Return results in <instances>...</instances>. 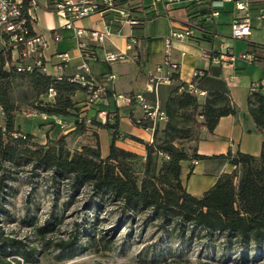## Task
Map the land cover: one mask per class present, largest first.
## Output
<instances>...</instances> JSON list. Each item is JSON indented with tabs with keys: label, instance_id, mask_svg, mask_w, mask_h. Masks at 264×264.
<instances>
[{
	"label": "trees",
	"instance_id": "trees-1",
	"mask_svg": "<svg viewBox=\"0 0 264 264\" xmlns=\"http://www.w3.org/2000/svg\"><path fill=\"white\" fill-rule=\"evenodd\" d=\"M119 5L133 14L136 11V7L125 2ZM184 8L186 24L200 34L199 40L211 42L215 29L206 21L209 8L205 0ZM137 18L140 24L134 28L145 20ZM248 53L253 56L251 63L264 66V45L250 42ZM42 70L17 72L11 52L0 49V264L38 261L36 248L30 249L11 238L2 226V219L8 214L13 175L27 170L29 184L36 179L54 201L64 197L62 209L73 201L83 202V210L89 213L85 226L88 240L98 235L105 245L110 243L112 235L108 230L95 234L99 223L106 222L101 217L107 215L114 218L117 229L137 223L142 228L151 225L162 236L183 245L201 241L206 248L220 247L227 255L240 256L242 262L264 258V142L258 156L231 152L214 157L197 154L200 131L211 133L220 118L238 112L224 84L201 91L197 82L206 78V72L198 71L200 75L193 77L190 84L180 82L177 71L171 72L168 79L174 85L160 106L166 122L153 128L150 123L138 124L152 129L151 142L121 135L114 113L109 111L106 122L91 120L90 125L109 131L108 154L102 157L96 134L92 135V145L70 148L66 135L41 144L16 125V114L25 104L37 114L72 117L75 131H87L81 115L84 106L78 107L75 100L78 92L87 95L85 89L72 79L74 75L66 77L61 73L52 77ZM21 84L26 90L15 99L13 91ZM50 89L55 93L52 98L48 97ZM109 95L106 89L105 97ZM246 104L256 128L264 133V93H248ZM125 138L141 144L145 156L116 146ZM211 158L227 163L231 170L222 173L201 196L189 194L181 180L183 163H188L190 174L196 162ZM57 219L58 214L52 215L45 224L35 227V234L46 250L53 248L59 255L56 258L62 259L77 249L79 233L67 241L51 243L47 237L53 233Z\"/></svg>",
	"mask_w": 264,
	"mask_h": 264
},
{
	"label": "crops",
	"instance_id": "crops-1",
	"mask_svg": "<svg viewBox=\"0 0 264 264\" xmlns=\"http://www.w3.org/2000/svg\"><path fill=\"white\" fill-rule=\"evenodd\" d=\"M249 1L251 6L248 13L258 23L255 27L264 25V23L257 20L260 9L264 8V0ZM226 4L230 3H225L220 12L225 13V17L219 21L217 20L220 16L219 14L214 19L215 34L211 42L199 40L200 34L193 32V36L198 38V40L172 41L171 48L168 51V59L171 63H175L178 66L177 73L180 82L190 84L193 81L192 74L194 71L206 72V78L197 82L200 90L207 91L216 87V84H224L229 91L232 104L238 108L236 115L220 118L211 133L205 129L200 131L199 140L196 142L197 154L205 157H214L231 152L258 156L261 151L262 142H264V133L256 128L254 122L248 115L246 99L250 85L259 81L262 75H264V66L261 63H251L248 60L239 58V56L243 53H248V43L264 45V42H254L256 39L255 36L253 38V26L250 23L251 31L247 38L239 40L231 38V42L221 40L219 45L215 46L213 44L214 38L216 36H223L221 34H224L220 26H227L229 35L231 34V23L240 16L239 12L236 13L233 6L231 10L227 11L225 9ZM128 5L136 7L135 16L145 18L142 26L132 29L126 26L118 27L111 22L110 15L104 17L92 15L75 24L77 27L87 31L82 41L95 50L98 58V61H89L87 63L91 74L94 77H101L107 74L114 76L113 80L106 82V87L111 95L107 97L106 103L101 106H93L88 109L82 108L83 112L81 115L84 117L87 125V131L83 134L75 131L74 118L72 117L46 116L44 118L46 119L45 122L42 123L45 125L48 124L49 127H53L50 124L51 122L57 124L53 127L54 129L51 131V135L53 131L59 134H55L53 137L49 136L48 140L64 135L67 136V139H74L75 137L81 138L83 135L92 136L96 134L101 156L106 157L110 143L109 131L90 125L91 120L98 121L96 111L100 109L114 113L112 116H115L117 129L121 135L134 136L146 143L151 142L152 131L138 125V121L143 115L139 102L125 105L120 100H116L115 96L141 94L146 102L150 104L156 102L159 106H162L169 96L174 83L170 84L159 81L149 86V78L152 76L160 78L165 74L164 69L161 72H157V68L162 65L166 57L164 40L172 27H182L186 24L187 11L184 8L185 4H172L167 8L164 7L162 13L157 12L152 4H145V0H128ZM41 6L35 10L34 14L37 19L35 31L43 35L46 39V48L43 51L45 63L42 71L49 76L56 77L58 72L55 64L58 63V59L55 54L67 52L71 59L63 68L62 73L66 77H71L75 74L77 67L83 63L76 47L73 32L71 30H67L68 32L66 34L65 31L59 32L61 38L55 42L53 35L49 31L58 28L62 21L58 17L59 20L57 19L56 21L51 16L52 13L44 10ZM249 14L248 19L250 18ZM105 31H109V36L104 40L103 44H96L90 36V33H103ZM128 37L136 39V47H134V50L126 52L125 46ZM223 46H227L234 57L233 60L226 62V64H216L210 59L203 57L204 53L213 55L223 52ZM105 51L127 53L129 57L136 54L137 58H128L125 61L110 65L102 61V56ZM85 99V94L81 92L76 93L75 100L78 107L82 106ZM42 115L39 114L41 118H43ZM111 123L113 122L111 121ZM55 129H61V131H55ZM93 143L94 140L90 137L86 144L92 145ZM78 146L74 145L72 147L76 148ZM116 146L139 156H145L144 147L128 138L117 141ZM230 170L231 167L227 163L211 158L196 162L192 172L189 174L188 163H183L181 180L186 191L198 197L209 189L222 173H227ZM193 177H199L200 180L198 184L196 183L197 185L193 186L192 191H190L187 184Z\"/></svg>",
	"mask_w": 264,
	"mask_h": 264
},
{
	"label": "rangeland",
	"instance_id": "rangeland-1",
	"mask_svg": "<svg viewBox=\"0 0 264 264\" xmlns=\"http://www.w3.org/2000/svg\"><path fill=\"white\" fill-rule=\"evenodd\" d=\"M146 3L147 5L152 4L157 12L162 13L164 9V4L161 2L145 0ZM232 6L233 3L226 4L225 9L231 10ZM236 13L238 12L236 11ZM52 14L51 16L57 21V16ZM224 17L225 13H220L217 20L220 21ZM249 17L253 26V38L255 36L256 39L254 42H264V25L255 27L258 24L257 21L250 14ZM220 29L224 34L214 38L215 46H218L221 40L232 41L231 35H228L227 26L221 25ZM63 31L65 34L68 32L67 30ZM25 90L26 87L23 84L15 87L14 98L18 99ZM45 120L33 111L31 106L25 104L20 105L19 112L16 114V125L20 130L33 135L34 141L41 144H44L49 136L53 137L56 134L53 131L51 135V131L57 124L52 123L53 127H49L48 124L42 123ZM58 130L61 131V129H55V131ZM90 137L92 140L94 139L93 136L83 135L81 138L75 137L66 139V141L70 148H73L74 145L86 144ZM103 149L105 150V148ZM28 175H30L29 170L13 175L10 182L12 195L7 207L8 214L3 217L2 226L11 238L20 240L30 249H37L36 256L39 257L34 264H264V258L242 262L240 256L227 255L220 247L206 248L201 241H192L183 245L176 240L162 236L151 225L142 228L137 223L131 228L125 226L117 229L114 226V218L107 215L101 217L106 222L99 223L95 234H99L100 230H108V234L112 235L110 243L105 245L98 235L93 240H88L85 226L89 213L83 210V202L76 200L70 203L67 208L62 209L61 204L64 197L61 196L57 201H54L51 193L43 187H39L37 181L35 182L36 179L33 184H29ZM199 180V177H193L187 184L188 189L192 191L193 186L197 185ZM184 182L186 183L185 179ZM57 214V224L54 226L53 233L47 237L51 243L59 240L67 241L73 234L79 233L77 249L62 259L56 258L59 255L53 248L46 250L35 234L36 226H42L52 215L55 217Z\"/></svg>",
	"mask_w": 264,
	"mask_h": 264
},
{
	"label": "built area",
	"instance_id": "built-area-1",
	"mask_svg": "<svg viewBox=\"0 0 264 264\" xmlns=\"http://www.w3.org/2000/svg\"><path fill=\"white\" fill-rule=\"evenodd\" d=\"M155 3L161 2L167 8L172 4H192L199 3L201 0H154ZM128 0H0V49L9 50L12 54V61L16 66L17 72H31L33 69L44 68V55L43 51L46 48V39L43 35L35 31L36 16L35 10L41 7L55 14L61 19V25L49 31L53 35V40L57 42L61 37L59 32L63 30H71L76 42L79 56L82 58L83 63L77 67L73 76L76 81L86 91V99L83 102L84 108L88 109L93 106H101L106 103V82L113 80L112 74H107L101 78L94 77L88 67L89 61H98L95 50L84 43L82 38L86 36L87 31L83 28L77 27L75 24L80 20L92 15L98 16H111V22L118 27L134 28L140 24L138 18L127 8L120 7V3ZM209 8V14L206 16V21L210 24L214 23L224 7L225 3H233L234 10L240 13V16L233 20L230 25L231 38L245 39L250 35L251 25L248 19V12L250 10L249 0H205ZM257 20L264 23V8H261ZM194 28L189 24H184L182 27H172L169 30L167 37L164 40V48L166 57L162 65L157 68V72L165 70V74L159 77H150L149 86L156 84L159 81L169 83L168 76L171 72L177 71L178 66L171 63L168 59V51L171 48V43L174 40H191ZM109 31L103 33L91 32L90 36L98 45L104 43V40L109 36ZM136 39L128 37L125 50L126 52L134 50ZM224 51L217 54L210 55L204 53L203 57L210 59L212 62L220 65L233 60V55L227 46H223ZM58 63L55 64L60 76L63 68L71 57L67 52L56 53ZM128 58L136 59L137 55L128 56L127 53L116 51H105L102 56V61L106 64H114L122 62ZM239 58L251 62L253 56L249 53H243ZM200 75L198 71H194L192 76ZM261 91L264 93V75L257 82L250 85L248 93ZM54 91L51 89L48 92V97L54 96ZM116 100H120L125 105H130L139 102L143 115L139 119V124L150 123L152 128L156 125H161L166 122L165 112L160 108L158 103L150 104L146 102L141 94L115 96ZM97 118L102 123L106 122L108 111L98 109L96 111ZM46 118V115H42ZM152 131V129H150Z\"/></svg>",
	"mask_w": 264,
	"mask_h": 264
}]
</instances>
